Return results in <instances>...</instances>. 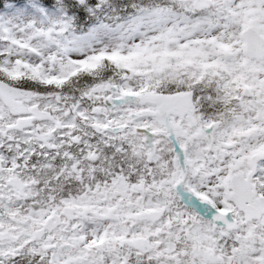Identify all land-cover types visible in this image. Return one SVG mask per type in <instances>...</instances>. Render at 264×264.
I'll return each mask as SVG.
<instances>
[{"label":"snow or ice","instance_id":"obj_1","mask_svg":"<svg viewBox=\"0 0 264 264\" xmlns=\"http://www.w3.org/2000/svg\"><path fill=\"white\" fill-rule=\"evenodd\" d=\"M0 264H264V0H0Z\"/></svg>","mask_w":264,"mask_h":264}]
</instances>
